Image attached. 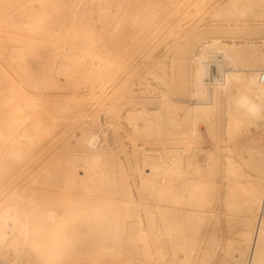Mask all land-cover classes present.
I'll use <instances>...</instances> for the list:
<instances>
[{
	"label": "bare ground",
	"instance_id": "obj_1",
	"mask_svg": "<svg viewBox=\"0 0 264 264\" xmlns=\"http://www.w3.org/2000/svg\"><path fill=\"white\" fill-rule=\"evenodd\" d=\"M263 74L264 0H0V264H264Z\"/></svg>",
	"mask_w": 264,
	"mask_h": 264
},
{
	"label": "rangeland",
	"instance_id": "obj_2",
	"mask_svg": "<svg viewBox=\"0 0 264 264\" xmlns=\"http://www.w3.org/2000/svg\"><path fill=\"white\" fill-rule=\"evenodd\" d=\"M226 39V38H225ZM159 41H157L158 43ZM161 42V41H160ZM160 42L157 44V46L159 45H162L160 44ZM156 44H155V49H157L156 47ZM162 47L160 46L159 50L161 49ZM158 50V49H157ZM156 50V51H157ZM158 50V51H159ZM138 82V81H137ZM153 89V88H152ZM222 111V112H221ZM219 113V127H218V131L216 133V137H215V141L217 142V146H216V149H217V157H218V162H217V165L219 167V170L221 171L222 167L224 166V160H225V151H226V148L225 146L229 145L231 143V139L229 138V135H228V131H227V124H226V115L224 112V110H221ZM198 127L199 125L201 126H204V121L202 119H198ZM257 127L262 128V126H255V125H251V132L250 133H254V136H255V139H256V144L259 145L260 144V141L262 140L263 138V133H264V129L260 132H257ZM259 131V130H258ZM256 132V133H255ZM206 153H201V155L199 156L200 158L203 157Z\"/></svg>",
	"mask_w": 264,
	"mask_h": 264
},
{
	"label": "built area",
	"instance_id": "obj_3",
	"mask_svg": "<svg viewBox=\"0 0 264 264\" xmlns=\"http://www.w3.org/2000/svg\"><path fill=\"white\" fill-rule=\"evenodd\" d=\"M264 79V74L262 75V80ZM199 126H201V125H199Z\"/></svg>",
	"mask_w": 264,
	"mask_h": 264
}]
</instances>
